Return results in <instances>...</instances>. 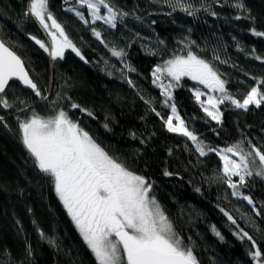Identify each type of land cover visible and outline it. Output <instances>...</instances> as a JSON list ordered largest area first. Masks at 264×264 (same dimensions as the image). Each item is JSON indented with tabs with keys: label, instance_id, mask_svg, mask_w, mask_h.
Wrapping results in <instances>:
<instances>
[{
	"label": "trees",
	"instance_id": "trees-1",
	"mask_svg": "<svg viewBox=\"0 0 264 264\" xmlns=\"http://www.w3.org/2000/svg\"><path fill=\"white\" fill-rule=\"evenodd\" d=\"M236 2L183 0L196 13L189 15L164 0H110L115 9L128 13L113 29L101 21L84 24L66 10L74 0H49L50 11L86 63L71 50L52 60L31 39L48 43L49 38L34 18L24 15L29 0H0V40L23 59L47 97L14 83L7 95L13 107L0 106V264H97L51 178L39 171L21 139L17 117L27 119L33 111L48 117L60 109L111 157L152 182V194L199 264H254L250 242L235 233L243 229L264 250V178L253 175L241 189L252 196L256 209L233 196L219 156H200L188 138L167 130L161 117L167 119L170 109L152 76L157 65L191 50L212 63L230 92L243 99L254 85L251 77L264 78V63L255 59L264 57V37L251 33L253 27L264 31V0H242L245 11L235 8ZM81 10L90 20L87 10ZM113 48L125 55L113 56ZM181 84L174 91L178 112L200 140L215 148L243 141L246 149L254 144L264 151V105L248 111L221 105L223 123L217 124L195 101L190 90L195 82L184 78ZM73 102L93 115L72 109Z\"/></svg>",
	"mask_w": 264,
	"mask_h": 264
},
{
	"label": "snow or ice",
	"instance_id": "snow-or-ice-1",
	"mask_svg": "<svg viewBox=\"0 0 264 264\" xmlns=\"http://www.w3.org/2000/svg\"><path fill=\"white\" fill-rule=\"evenodd\" d=\"M64 2L67 4L69 0ZM164 2L173 10L179 6L189 15L196 14L192 5H185L183 0ZM233 6L246 10L242 0H237ZM81 9L87 10L91 20L85 17ZM66 10L74 13L84 24L102 21L113 29L128 15L115 9L110 0H74ZM24 15L34 18L48 36L49 43L35 36L31 39L52 60L63 59L65 52L70 49L87 63L80 50L69 39L62 24L50 11L49 0H29ZM212 15L216 13L213 12ZM92 32L103 43L101 33L95 28ZM251 33L264 37V31H258L254 27L251 28ZM111 52L116 57L125 55L123 50L115 48ZM215 59L219 60V56ZM255 59L264 63V57L257 55ZM129 70L135 71L132 68ZM152 76L153 84L164 97V106L170 109L167 119L161 117L167 130L188 138L200 156L215 152L222 161L223 178L233 190L232 195L256 209L252 196L246 195L241 189L247 186V178L253 175L264 178V151L250 144V141L248 149L244 147L243 141L224 148L205 144L179 114L174 91L182 86L181 81L185 77L195 82V85H202L207 91L195 85L190 89L195 101L211 120L222 124L221 105L228 103L243 111L264 105V78L251 77L254 85L243 99H239L230 92L227 81L221 78L213 64L191 50L185 55H174L163 65H157ZM17 82L30 89L35 96L47 99L31 77L23 59L0 40V106L4 109L13 107L7 95L8 90ZM128 83L132 84V81L129 80ZM70 107L90 117L93 115L77 103H71ZM152 111L160 116L155 108ZM17 119L24 147L34 158L39 171L51 178L56 195L97 264H199L193 248L184 244L152 194V182L111 157L67 111L60 109L48 117L33 111L27 119ZM3 121L4 117L0 116V122ZM164 174L172 175L167 171ZM234 177L238 180H234ZM224 215L236 224L232 215L228 212H224ZM256 215H261V211L257 209ZM213 232L221 240L224 239L215 227ZM40 235L44 237L45 234L41 231ZM235 235L241 241L250 242L248 255L254 264H264V250L253 236L243 229H239Z\"/></svg>",
	"mask_w": 264,
	"mask_h": 264
},
{
	"label": "rangeland",
	"instance_id": "rangeland-1",
	"mask_svg": "<svg viewBox=\"0 0 264 264\" xmlns=\"http://www.w3.org/2000/svg\"><path fill=\"white\" fill-rule=\"evenodd\" d=\"M70 2L71 1H73V0H69ZM82 11V10H81ZM103 9H102V14H103ZM90 20H91V17H90ZM98 22V21H97ZM102 22V21H101ZM47 42L49 43V39L47 40ZM70 50V49H69ZM218 71V70H217ZM219 72V71H218ZM220 73V72H219ZM221 74V73H220ZM185 78H187V77H185ZM221 78L222 79H224V77L222 76V74H221ZM184 79V78H183ZM188 79V78H187ZM225 80V79H224ZM196 87H199V88H201L202 90H205V91H207L206 89H203V86L202 85H196ZM202 99H205V97H202ZM174 123H176V121H174ZM234 178H237V177H234ZM233 178V179H234ZM250 178V177H249ZM249 178H247V179H249Z\"/></svg>",
	"mask_w": 264,
	"mask_h": 264
},
{
	"label": "water",
	"instance_id": "water-1",
	"mask_svg": "<svg viewBox=\"0 0 264 264\" xmlns=\"http://www.w3.org/2000/svg\"><path fill=\"white\" fill-rule=\"evenodd\" d=\"M17 83H18V82H17ZM20 86H21L24 90L29 91V92H32L30 89H27L26 87L22 86L21 84H20Z\"/></svg>",
	"mask_w": 264,
	"mask_h": 264
}]
</instances>
